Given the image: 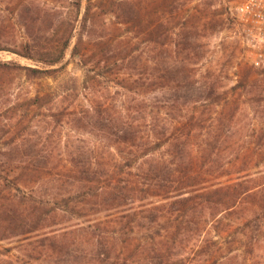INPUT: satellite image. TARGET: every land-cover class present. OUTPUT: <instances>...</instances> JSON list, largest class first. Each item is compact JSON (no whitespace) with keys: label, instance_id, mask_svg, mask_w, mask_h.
Here are the masks:
<instances>
[{"label":"trees","instance_id":"trees-1","mask_svg":"<svg viewBox=\"0 0 264 264\" xmlns=\"http://www.w3.org/2000/svg\"><path fill=\"white\" fill-rule=\"evenodd\" d=\"M41 1L48 0L8 1L23 37L12 46L0 43V51L49 68L62 64L71 48L83 67L103 69L125 94L119 106L115 97H106L80 110H60V119L89 128L104 147H71L54 174L33 153L15 165L57 192L25 198L18 194L22 176L0 177L17 199L3 206L0 220L15 225L14 236L35 235L23 258L4 251L0 264H264V176L251 177L232 156L220 159L216 143L203 141L204 108L214 122L223 116L214 114L216 106L231 97L230 92L218 96L215 82L203 83L196 73L202 37L189 34L195 29L187 16L179 17L175 41L170 33H156L154 57L142 64L144 52L126 36L91 40L88 35L101 16L115 15L116 25L133 31L137 13L114 9L123 0H66L73 19L42 30L39 15L47 13ZM201 6L197 24L208 39L223 28L224 19H217L223 12H211L208 2ZM44 67L12 68L31 79L58 70ZM98 75L84 79L82 88L96 95ZM251 75L243 66L230 91L245 87ZM129 93L140 99H129ZM46 97L26 102L39 106ZM225 116L232 122L235 113ZM228 133L218 135L224 138L221 147ZM229 165L234 169L226 171Z\"/></svg>","mask_w":264,"mask_h":264},{"label":"rangeland","instance_id":"rangeland-1","mask_svg":"<svg viewBox=\"0 0 264 264\" xmlns=\"http://www.w3.org/2000/svg\"><path fill=\"white\" fill-rule=\"evenodd\" d=\"M8 1L0 0V43L12 46L22 40L23 34L19 25H15L17 21L14 15L7 10V6L11 7ZM112 1L117 3V0ZM206 2L211 4V12H223V16L219 14L217 19H224V25L214 35L203 39V27L197 22L203 14L200 11L201 5L203 4L204 9ZM156 3H160V0H123L114 9L117 14L123 11L137 13L138 22L133 31L125 33L127 25H116L118 20H114L115 15L101 16L89 26L90 39L126 36L132 44L139 47L140 52H144L139 58L144 64L143 60L154 57V52L150 51L154 48L156 33H170L171 41H175L178 23L183 20L179 17L187 16L189 27L195 29L189 34L194 37L198 33L202 37L198 50L202 60L197 65L199 70L196 69V73L202 76L203 83L215 82L218 96L230 92L229 97H231L228 102H222V107L216 106L214 114L223 116L214 122L209 120L207 108H204V119L208 120L203 123V141L209 144L216 143L220 159L232 156L235 159L234 162L241 169L247 170L251 177L264 176V73L260 75V72L250 65L247 38L228 12L224 0H166L165 4H160L159 8ZM40 4L47 13V16L39 15V22H44L39 26L41 30L47 28L48 23L58 26L60 20L73 19L74 13L69 9L66 0L41 1ZM134 4L137 6L133 7ZM175 12L179 15L175 16L177 14ZM159 16L160 18L157 19ZM191 16L194 17L191 19ZM133 32L139 33L137 38L133 37ZM179 40L178 37L176 41ZM70 51L71 48L66 52L62 64L49 68L10 52L0 51V64L8 67L0 68V177L13 179L17 175L22 176L18 184L21 192L18 194H25V198L29 193L35 197L45 198L46 194L57 191L55 187L46 186V181L34 182V177L28 175L27 170L16 169L15 165L22 158L26 159L27 155L33 153L37 156V160L43 163L46 169H52L54 174L61 165V160L69 157L71 147L76 145L90 148L97 145L104 147L106 144L104 141L99 143L100 141L90 132V129L82 124L76 122L66 124L65 120L59 118L60 110L64 108L80 110L90 105L94 98L105 99L106 97H115L119 106L122 100L121 95L125 94L124 90L112 84L109 75L103 69L92 72V65L83 67L79 58L72 56ZM246 65L250 67L252 73L250 83L230 91L239 79L238 74L241 68ZM14 66L58 70L51 75L31 79L26 77L23 71L13 69ZM97 73H100L96 76L100 83L96 85L95 95L91 90L82 88V81L84 79L87 81ZM260 93L261 96H259ZM36 95L47 97L40 102L39 106H29L26 100ZM132 98L140 99L139 95L129 93V99ZM232 113H235V117L230 122L225 114ZM226 130H229V133L221 147L218 143H221L224 138L218 135ZM95 151L101 153L96 149ZM242 161H248V164L242 166L239 164ZM233 169L229 165L226 171ZM1 181L0 212L3 206L7 208L17 203L15 192L12 188L10 189V183L7 186ZM23 207H26V203ZM73 221L71 224L74 223ZM8 224L0 220V253L10 251V257L14 255L23 258L25 255L23 250L26 247L30 250L31 247L27 243L34 239L35 235L14 236L17 233L15 225ZM260 255H264V247L260 249Z\"/></svg>","mask_w":264,"mask_h":264},{"label":"built area","instance_id":"built-area-1","mask_svg":"<svg viewBox=\"0 0 264 264\" xmlns=\"http://www.w3.org/2000/svg\"><path fill=\"white\" fill-rule=\"evenodd\" d=\"M247 38L250 65L264 72V0H224Z\"/></svg>","mask_w":264,"mask_h":264}]
</instances>
